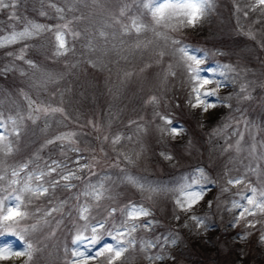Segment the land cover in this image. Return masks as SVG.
I'll list each match as a JSON object with an SVG mask.
<instances>
[{
  "label": "rangeland",
  "instance_id": "rangeland-1",
  "mask_svg": "<svg viewBox=\"0 0 264 264\" xmlns=\"http://www.w3.org/2000/svg\"><path fill=\"white\" fill-rule=\"evenodd\" d=\"M256 3L257 0H214L212 10L202 22L204 32L185 40L182 30L167 33L200 50L199 55L206 53L201 67L235 68V72L226 71L224 77H216L224 86L214 98L219 101L217 107L207 113L188 105V84L183 69L177 66L179 54L172 55L170 41L166 44L151 30L139 37L134 31L124 34L123 27H130L134 18L151 24L141 0H16L14 9H0V39L12 31H22L28 22L52 28L0 48V115L9 133L13 125L8 117L16 118L21 133L18 138L9 136L14 149L11 155L0 153V174L10 178L12 169L22 164L29 165L28 171L39 172L53 161L62 165L58 172L76 170L74 161L78 156L82 157L80 164L92 165L90 170L78 172L81 179L72 180L75 187L70 190L59 187L49 196L33 200L31 207L39 212L30 223L39 220L35 236L42 248L33 264H66L71 259L72 237L77 226L84 223L78 219L80 205H91L92 222L116 208L117 212L109 218L111 226L124 219L120 209L129 202L142 204L153 213L138 223L145 219L157 222L151 230L141 228L133 234L136 241H145L151 232L153 241H160L154 255H163L165 259L154 264H264L260 251L264 250L260 242L264 215L248 217L257 221L255 228L245 227L244 221L233 227L239 210L229 211L231 202L239 200V194L251 195L252 185L258 193L264 191V6L253 11ZM56 8L64 11L58 13ZM121 9L125 10L123 16ZM13 12L14 18L10 19ZM68 21L81 36H68L72 51L57 56L54 32L56 26ZM100 31L107 33V40L99 36ZM89 40L95 51L87 47ZM137 42L141 43L140 48L135 47ZM21 50L22 60L16 58ZM160 51L166 53L162 59L158 56ZM169 63L177 74L165 80ZM241 86H245V92L240 91ZM152 96L157 97V104L149 103ZM245 96L248 98L244 99ZM29 101L33 102L31 108ZM47 105L62 107L64 115L45 117L33 112L37 106ZM29 112L40 118L33 123L27 118ZM157 112L171 118L172 126L182 127V135L175 139L162 135L157 127L162 123ZM20 117H24L23 121ZM69 132L76 134L73 139L77 143H47ZM117 135L121 136L120 143L113 145L111 141ZM70 148H79L80 152ZM137 153H141L139 159ZM161 153L170 154L173 159L166 160ZM125 155L134 163H129ZM197 168H203L215 181L206 185L204 199L191 213L205 219V226L200 228L189 219L190 214L176 207L174 192L161 191L148 199L147 193L124 179L125 175H134L173 188ZM239 176L245 178L244 184L227 185V179ZM104 177H108L104 183L110 188L111 198L96 205L83 192L89 183ZM225 187L229 191H222ZM209 201L212 207L208 206ZM60 202H64L61 211L44 217ZM176 216L180 219L176 220ZM243 233H250L246 240L239 239ZM165 236L176 237V245L164 244ZM102 243L113 241L106 237ZM15 247H21L18 241ZM65 248L69 250L67 254ZM139 248L140 244L126 253L123 264H153L146 259L149 252ZM91 264L106 262L101 257Z\"/></svg>",
  "mask_w": 264,
  "mask_h": 264
},
{
  "label": "snow or ice",
  "instance_id": "snow-or-ice-1",
  "mask_svg": "<svg viewBox=\"0 0 264 264\" xmlns=\"http://www.w3.org/2000/svg\"><path fill=\"white\" fill-rule=\"evenodd\" d=\"M142 7L146 10L147 14L151 17V24L142 22L139 17L132 19L131 26H124V34H129L130 31H134L139 37L142 33L151 30L155 36L159 39H163L166 44L170 41L173 46L172 55L179 54L177 60V66L181 67L184 72L185 80L188 84V100L187 103L192 109H199L202 113H207L209 109L217 107L219 101L215 100L218 90L224 86L223 81L216 79V77H224L226 71L235 72V68L231 66H217L216 68L201 67L205 64L206 53L199 55L200 50L192 49L188 45L183 44L179 39L168 36V32H178L185 28H196L201 24L208 16L209 12L214 6V0H141ZM16 6V0H0V9H14ZM264 6V0H257L256 5L253 6L254 11L256 7ZM55 7V5H52ZM58 13L63 12L62 8H56ZM44 13L42 12L41 15ZM125 10L121 9L120 15H124ZM247 15V13H245ZM14 18L13 15L10 19ZM63 19V17H61ZM77 19H80L79 17ZM120 23L119 20L116 21ZM259 22V21H257ZM72 21H68L63 25L56 26L54 32L55 37V54L57 56L67 55L72 48L67 40L68 36L73 39H78L81 36L79 31H74L70 25ZM163 29L164 31H161ZM52 31L51 27H47L41 24L28 22V26L24 27L22 31H12L9 35L0 39V48L6 45H11L34 36H38L40 33ZM99 36L107 40V33L104 31L99 32ZM115 38V37H114ZM254 38V37H253ZM148 43H151L149 41ZM178 46V47H177ZM87 47L91 51H95L92 40L88 41ZM136 48L141 47V43L137 42ZM166 53L164 51L158 52V56L162 59ZM9 55H12L9 53ZM17 59H24L23 50L21 54L16 57ZM31 67H37L32 61H26ZM159 62V61H158ZM92 63L95 67V63ZM4 71H8V68H4ZM174 65L169 63L165 72L164 79L167 80L169 76H176ZM130 75V74H126ZM214 85V87H210ZM241 92H245V86H241ZM245 96L244 99H247ZM159 101L156 96H152L149 103L157 104ZM32 101H29V107H32ZM228 106V105H226ZM33 112L42 113L45 117L60 113L64 115L65 110L62 107L37 106L33 109ZM159 117L161 124H159L158 130L162 135H167L173 139L178 138L184 132V129L180 126H172L173 121L168 116H165L159 112L156 113ZM32 120L33 123L39 119V116H34L32 112H29L27 117ZM67 118V117H65ZM24 117H20V121H23ZM13 127L9 133L7 125L0 115V153L4 155H11L13 152V144L9 139L10 135H15L17 138L20 136V129L17 126L18 121L14 117H8ZM95 127V125H94ZM227 127V125H225ZM75 133H64L49 139L48 144H53L56 141L67 142L68 144L77 143L73 139ZM108 140V137H104ZM131 139V137H127ZM121 136H115L111 143L117 145L120 143ZM70 151L80 152L79 148H70ZM103 151V149H101ZM236 151H240V143H236ZM141 153H137V159H139ZM166 160H172L173 157L167 153H161ZM77 157L74 163L77 165L76 170L67 169V171L58 172V169L62 168V165L53 161L51 165L47 166L46 170L39 172L28 171L29 165L22 164L18 168H14L11 171L10 178L6 174H0V264H33V261L37 258V254L42 251L40 247V241L35 234L39 231L38 224L30 223V221L37 215L39 209H33L32 203L34 199L41 197H47L59 187L70 190L75 187L71 183L72 180H79L81 177L78 172L84 169H91L90 164H80ZM93 159H96L93 157ZM125 159L129 163H134L131 157L125 155ZM67 168L66 165L63 166ZM21 173H24L21 176ZM56 174V175H53ZM45 177L50 179L45 180ZM108 177L102 178L97 183H89L86 190L83 192L85 197L99 205V202L105 198H111L110 188L104 183ZM124 179L128 184L135 187L138 191L148 194V199H152L154 194H158L161 191H171L175 193L174 203L179 211L189 215V219L193 221L197 228L204 227L206 221L204 218L191 214L193 209L204 199L206 194V185L214 184L215 181L211 180L203 168H197L190 176L182 178V182L176 187L166 188L158 184H154L148 181L146 178L137 177L134 175H125ZM6 181V182H5ZM245 178L239 176L236 178L227 179V185L236 187L244 184ZM222 191H229L228 187L222 189ZM251 195L239 194V200H233L231 202V210H239L232 222V226L236 227L241 221H244L245 227L255 228L257 221L248 220L249 216H256L257 214L264 215V191L258 193L257 189L250 188ZM246 201V203H241ZM64 202L56 207L50 208L44 213V217L51 216L54 212H59L63 208ZM209 207H212V202L209 201ZM78 219L83 221V224L77 226L75 233L72 237L71 243L74 247L70 250L71 259L66 260V264H91V262L103 257L106 264H123V261L127 259L126 253L130 250L137 248V241L134 238V233L138 229L151 230L153 225L157 222L155 220L145 219L143 223H138L143 218H147L153 215L151 209L143 206L142 204H135L129 202L124 208L120 209L121 215L124 219L119 225L112 224L108 226L109 218L116 212V208H112L106 217L92 222L94 217H91V205L85 203L80 205L77 209ZM176 220L180 217L176 216ZM47 223V220H45ZM187 227V224H185ZM55 233H51L54 235ZM250 233H243L239 239L246 240ZM110 238L113 243H102L105 238ZM19 242L21 247H15V242ZM260 242L264 244V233H261ZM163 243L169 246H174L177 243V239L174 236L163 237ZM160 244V241H142L140 242V251H147L154 249ZM99 245V247H97ZM69 250L65 248L67 254ZM146 259L150 262L162 261L165 259L163 255H147Z\"/></svg>",
  "mask_w": 264,
  "mask_h": 264
},
{
  "label": "trees",
  "instance_id": "trees-1",
  "mask_svg": "<svg viewBox=\"0 0 264 264\" xmlns=\"http://www.w3.org/2000/svg\"><path fill=\"white\" fill-rule=\"evenodd\" d=\"M203 27V25H202V23L201 24H199L196 28H185V29H183L182 31H181V33L183 34V40H185V38H187L188 36H190V35H197V33H201L200 31H205V28H202ZM180 39V38H179ZM181 40V39H180ZM181 42H182V40H181ZM183 43V42H182ZM176 96H178V94H176ZM178 98H179V96H178ZM154 232H156V229L154 230ZM189 233H192L191 231H189ZM153 238H154V235H153V233H149L148 234V236L145 238V241H153ZM253 239H254V237H252ZM253 239L252 240H250V244H252L253 242ZM137 241H138V243L140 244V242H142V239H139V238H137ZM147 251H149V253H150V251H154V249H150V250H147ZM260 251L262 252L261 254H264V250L263 249H260ZM260 258V257H259Z\"/></svg>",
  "mask_w": 264,
  "mask_h": 264
}]
</instances>
